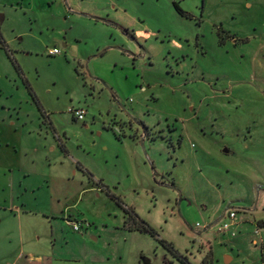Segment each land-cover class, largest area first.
<instances>
[{"label": "rangeland", "instance_id": "obj_1", "mask_svg": "<svg viewBox=\"0 0 264 264\" xmlns=\"http://www.w3.org/2000/svg\"><path fill=\"white\" fill-rule=\"evenodd\" d=\"M0 167L67 264H264V0H0Z\"/></svg>", "mask_w": 264, "mask_h": 264}, {"label": "crops", "instance_id": "obj_2", "mask_svg": "<svg viewBox=\"0 0 264 264\" xmlns=\"http://www.w3.org/2000/svg\"><path fill=\"white\" fill-rule=\"evenodd\" d=\"M136 22L138 20L133 17L129 25ZM6 165L4 172H12L11 165ZM23 205L4 209L0 214V264H67L68 261H73V256L69 258L57 251L59 236L54 228L56 218H51L46 213L35 216ZM50 238L53 239L52 247ZM77 260L80 262L79 257Z\"/></svg>", "mask_w": 264, "mask_h": 264}, {"label": "built area", "instance_id": "obj_3", "mask_svg": "<svg viewBox=\"0 0 264 264\" xmlns=\"http://www.w3.org/2000/svg\"><path fill=\"white\" fill-rule=\"evenodd\" d=\"M50 53L52 55H57L60 53V49L53 48ZM69 111L73 114V116L78 120H84L87 111L83 108H74L69 109ZM225 217L217 226V233L222 234L221 236H227L229 238L236 236V227L238 223L236 222L237 212L233 209H229L225 212ZM75 231L81 230L83 225H80L79 221L76 220H68ZM199 225V224H197ZM85 229V228H84ZM10 264V263H8Z\"/></svg>", "mask_w": 264, "mask_h": 264}, {"label": "trees", "instance_id": "obj_4", "mask_svg": "<svg viewBox=\"0 0 264 264\" xmlns=\"http://www.w3.org/2000/svg\"><path fill=\"white\" fill-rule=\"evenodd\" d=\"M176 10L184 15V11L179 8V6L174 3ZM186 14V13H185ZM119 29L123 30L124 33L128 34L127 29L124 28L123 26L117 25ZM97 185H103L102 181H96L95 182ZM112 198L113 196L110 195ZM117 201H120V199L116 198ZM121 203V202H120ZM126 211V217L124 221V227L130 231H139L147 234H151L152 236H157V232L155 229H153L144 219H142L138 214L130 209V207L124 208ZM165 245L168 246V248L171 249V251L178 257V259L182 262L187 261L186 258H183L180 256L177 250L173 248L171 243L165 242Z\"/></svg>", "mask_w": 264, "mask_h": 264}, {"label": "flooded vegetation", "instance_id": "obj_5", "mask_svg": "<svg viewBox=\"0 0 264 264\" xmlns=\"http://www.w3.org/2000/svg\"><path fill=\"white\" fill-rule=\"evenodd\" d=\"M176 3V2H175ZM177 4V3H176ZM178 5V4H177ZM179 6V5H178ZM179 8H180V6H179ZM181 9V8H180ZM182 10V9H181ZM124 12V11H123ZM124 28H126L127 29V32H130L129 31V29L127 28V27H125V26H123ZM123 31V30H122ZM124 32V31H123ZM126 33V32H125Z\"/></svg>", "mask_w": 264, "mask_h": 264}, {"label": "water", "instance_id": "obj_6", "mask_svg": "<svg viewBox=\"0 0 264 264\" xmlns=\"http://www.w3.org/2000/svg\"><path fill=\"white\" fill-rule=\"evenodd\" d=\"M48 120H49V119H48ZM49 121H50V120H49ZM50 122H51V121H50ZM224 151H225V152H228V149H225Z\"/></svg>", "mask_w": 264, "mask_h": 264}]
</instances>
